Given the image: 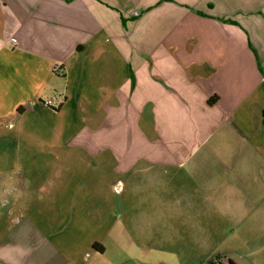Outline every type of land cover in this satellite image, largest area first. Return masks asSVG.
<instances>
[{
  "label": "crops",
  "instance_id": "obj_1",
  "mask_svg": "<svg viewBox=\"0 0 264 264\" xmlns=\"http://www.w3.org/2000/svg\"><path fill=\"white\" fill-rule=\"evenodd\" d=\"M216 256L264 264V0H0V264Z\"/></svg>",
  "mask_w": 264,
  "mask_h": 264
},
{
  "label": "built area",
  "instance_id": "obj_2",
  "mask_svg": "<svg viewBox=\"0 0 264 264\" xmlns=\"http://www.w3.org/2000/svg\"><path fill=\"white\" fill-rule=\"evenodd\" d=\"M53 73L55 74H60L62 72V67L60 64H55L53 66ZM50 104V103H49ZM211 264H226L224 257L223 256H216L215 258H213L212 263Z\"/></svg>",
  "mask_w": 264,
  "mask_h": 264
},
{
  "label": "trees",
  "instance_id": "obj_3",
  "mask_svg": "<svg viewBox=\"0 0 264 264\" xmlns=\"http://www.w3.org/2000/svg\"><path fill=\"white\" fill-rule=\"evenodd\" d=\"M232 264V263H231Z\"/></svg>",
  "mask_w": 264,
  "mask_h": 264
}]
</instances>
